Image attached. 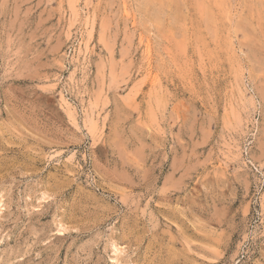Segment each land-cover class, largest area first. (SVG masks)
Wrapping results in <instances>:
<instances>
[{
  "label": "rangeland",
  "instance_id": "obj_1",
  "mask_svg": "<svg viewBox=\"0 0 264 264\" xmlns=\"http://www.w3.org/2000/svg\"><path fill=\"white\" fill-rule=\"evenodd\" d=\"M0 264H264V0H0Z\"/></svg>",
  "mask_w": 264,
  "mask_h": 264
},
{
  "label": "bare ground",
  "instance_id": "obj_2",
  "mask_svg": "<svg viewBox=\"0 0 264 264\" xmlns=\"http://www.w3.org/2000/svg\"><path fill=\"white\" fill-rule=\"evenodd\" d=\"M119 251V250H118Z\"/></svg>",
  "mask_w": 264,
  "mask_h": 264
}]
</instances>
